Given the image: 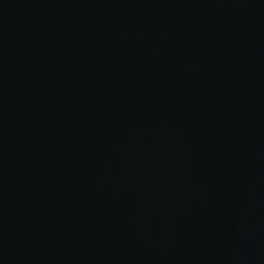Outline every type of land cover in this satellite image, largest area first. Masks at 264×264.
I'll return each mask as SVG.
<instances>
[{"label": "water", "instance_id": "water-1", "mask_svg": "<svg viewBox=\"0 0 264 264\" xmlns=\"http://www.w3.org/2000/svg\"><path fill=\"white\" fill-rule=\"evenodd\" d=\"M0 264H264V0H0Z\"/></svg>", "mask_w": 264, "mask_h": 264}]
</instances>
